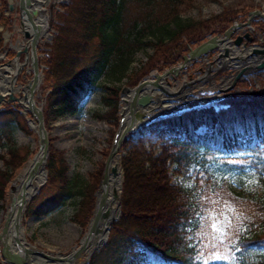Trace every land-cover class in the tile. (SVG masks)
I'll list each match as a JSON object with an SVG mask.
<instances>
[{"label":"trees","instance_id":"obj_1","mask_svg":"<svg viewBox=\"0 0 264 264\" xmlns=\"http://www.w3.org/2000/svg\"><path fill=\"white\" fill-rule=\"evenodd\" d=\"M76 1L81 6L68 0L57 4L52 25L56 30L52 36L45 35L51 42L43 40L38 50L46 125L77 114L80 104L100 88L107 75L119 70L124 77L137 52L150 47L153 54L151 66L138 69L133 85L142 70H146L144 76L150 70L164 71L182 63L192 48L223 34L246 16L228 9L204 21L184 19L185 1L188 8L195 0ZM6 9V0H0V25L12 31L13 18L4 15ZM61 13L68 18L62 25ZM253 22L264 26L257 19ZM2 46L0 32V50ZM93 46L91 56L83 61ZM118 92L114 88L109 94L112 100L102 99L111 110L98 119L118 123ZM238 98L230 95L228 100L238 102ZM259 99L264 97H249L247 102ZM18 112L14 104L0 111V146L7 148L11 158L17 151L13 132L20 126L18 117L22 119ZM220 113L213 108L191 110L138 131L140 137L149 134L153 137L149 140L155 139L160 147L147 139L134 143L126 138L123 147L128 151L120 159L124 170L121 216L89 264H264V201L241 195L227 183L218 184L205 170L188 188L172 181L173 175L186 177L190 165L205 154L230 156L248 151L264 160V105L228 118ZM201 127H205L203 133L198 132ZM262 163L252 159L248 164L259 168ZM46 167L51 197L38 205V198L33 199L25 217L49 216L78 193L82 200L70 221L85 228L95 202L90 187L70 181L61 159L55 167L54 158L48 157ZM2 181L5 184L8 175L0 181L1 202L5 197Z\"/></svg>","mask_w":264,"mask_h":264},{"label":"rangeland","instance_id":"obj_2","mask_svg":"<svg viewBox=\"0 0 264 264\" xmlns=\"http://www.w3.org/2000/svg\"><path fill=\"white\" fill-rule=\"evenodd\" d=\"M15 1L17 0H13V2ZM60 1L61 0H48V2L42 7L46 11V22L47 24H49V31H47V34L51 36L54 34V30H56V28H52V25L54 24L55 11L58 10L57 4ZM69 1L73 3L76 2L75 4H77L78 2L76 0H68V2ZM6 2L8 9H6L4 15L13 18L12 32L4 29V27L0 25L2 38L5 32H8L9 34L11 33L9 39L13 45L18 41L19 46H25L26 42L23 39L22 34L17 31L20 28L18 11L17 9H14L13 12H10V0H6ZM80 4L81 3L78 2V6H81ZM187 4L188 2L185 1V6L181 9L182 17L184 19L189 18L196 21L211 19L216 15H221L223 11L228 9L240 11V13L242 12V14L245 13L246 16L242 17L243 22H240L242 25H244V29H238L236 33L231 37V39H235L238 35H242L249 30H253L255 33H258L257 31H259V29L256 27L258 25L254 24V22L252 23V19L249 18L247 12L262 10V13H264V0H195L188 8H185ZM61 14L62 16L60 24L62 25L65 24V22H68V18L66 14ZM73 19L74 18H72V20ZM14 20H16V22H14ZM257 20L261 21L262 23L264 22V19L257 18ZM71 23L72 21L70 22V24ZM62 33L64 32L62 31ZM252 35L254 38V33ZM44 41H47L48 43L51 42L49 38L47 40L44 39ZM94 47L95 46L91 47V50L86 53V57L83 61H87L88 57L91 56ZM5 50H7V53H5ZM152 52V48L150 47L137 52L130 62V65L124 71V77L120 75L121 73L119 70H117L114 75H107L106 77H104L100 82V88L92 96H90L87 100L83 101L80 104L79 112L77 114H75L74 116H67L59 121L49 123L47 125L45 124L50 143L48 157L54 158L55 167L59 165V161L61 159L64 163L65 171L67 170L66 175L68 176L70 181L77 182L79 186H81V184L83 186V183L84 186H89L90 194H92V197L95 201V193L99 190V185L103 178L105 163L111 151L113 140L118 131L120 112L122 107H125V103L122 100H129L128 98H126L127 96H123V94H121L122 89H133L145 79L154 80V74L162 75L166 71H170L173 68L180 67V70L178 71L177 75L174 76V79H168L166 82L162 81L160 82V84L165 87L169 84L168 88H166L170 92L174 91L177 88L183 87L184 83L187 84V87L185 89L188 93L193 91V89H198L196 90L197 92L194 102H198V104H196L199 106L215 100L214 98L217 99L216 92L212 91L214 89L212 87L213 82L217 84L219 83V77H225L226 75H228L227 72H224L221 75L217 76L215 79H209L208 82L202 83L201 80H198V77L202 76V74L199 73V70H203L204 72V70L206 69V64L204 62L187 63L186 68L182 69V62L173 67L167 68L164 71L150 70L144 76H142L146 72V67L149 68V66H151L149 56L153 54ZM215 53L216 52H213L209 56H213ZM10 54H13L14 56L9 57ZM14 58V50L9 49L8 43L3 44L2 49L0 50V65L13 62ZM19 60L21 63L24 61L23 55H21ZM28 68L29 66H25L19 72L17 84L24 85L27 84V82L30 80V74L27 73ZM140 68L145 69L142 70L143 74L140 76V80L135 85H133L137 80L136 76L140 73L137 72ZM136 72L137 75L135 74ZM7 75L10 76L8 73ZM205 76L203 75L202 77ZM248 76L249 81H239L232 88V90H230L234 91L233 93H238V95H240L238 96V99L240 100L238 102L227 100L228 102H226L227 104H225L226 107L222 108L220 106V103H222L224 100L221 99L220 102L218 101L217 104L211 106L215 112H221L219 115L224 118H228L232 115L235 116L239 113H243L251 109L254 110V108H259L264 105V99L256 100V103L254 102V104H252V101L247 102V99L249 97L252 98L249 93H254V91H260L264 89V75L257 73L255 76L253 74ZM201 79L203 80V78ZM191 80H193L194 83H192ZM103 87L112 91L114 88H117L119 90V110L117 113L118 123L116 125H112L107 120H100L96 117L98 115H107V113L111 110V106H107L106 104H104L102 99L106 98L108 101L112 100V97L109 95L112 93V91L103 89ZM158 93L162 95V98L164 100L169 99L160 91H158ZM14 96L19 99L22 97V95L20 94H14ZM184 101L185 100L180 101L178 104L183 107L184 103H186ZM41 102L42 101H39L37 98V104L43 106V103ZM6 104H14L18 106V104H16L15 102H6L0 105V111L5 108ZM189 105H186L183 108L192 107L195 104L191 106ZM209 108L210 107H207L206 109ZM170 110L171 109L167 110V112ZM24 112L25 111L21 107H19L18 113L20 114L22 119L18 117L20 126H18L13 132V145L17 150L14 158L10 157L6 147L0 146V174H2L4 178L8 175V181L5 184L2 181L5 186L3 187L5 191V197L3 202L0 201V232L3 227L6 214L9 210L11 198L12 196H17L20 192V181H18L17 179L19 176H21L23 170L31 162L39 149L37 133L30 127L32 117L28 112H26L25 114ZM113 121L114 120L111 119V122ZM204 131L205 127H201L198 129L199 133H203ZM134 134L135 135H132V133H130V136H127L126 138L132 140L134 143H137L140 139H147L149 142H151L150 145L157 144V147H160L158 142L155 143V139L152 141L149 140V138L153 139V137L151 138L149 134L145 135L144 137H140V135H138V132ZM125 140L126 139H124V141ZM124 141L122 142L121 148L118 152L119 167L121 169V172L123 173L119 200L116 201L117 208L119 207L118 219L121 216V194L124 182V170L123 167H121L120 159H122L128 151V148L123 147ZM261 149L264 150V146H262ZM252 159L260 161V163L264 161L263 157H255L248 151H239L230 156H213L205 154L204 157H200V159L196 160L190 165L186 177H178L173 175L172 181L175 184L188 188L192 185L197 174L201 170H205L207 171L208 175L218 184L223 185L227 183L235 192L241 195L264 201V162L260 164L259 168H256L254 165L248 164ZM8 168L11 169L10 172H8ZM46 168L47 167L45 166L46 181L42 186H40L37 193L33 197V199L38 198V200L36 201L37 205L40 202H44L49 199L51 197L50 192H52L53 189L50 188V190L46 187L48 178V171ZM4 178L0 176V181ZM52 186H54V184H52ZM81 200L82 197L78 195V193H75L71 199L65 202L64 206H62L55 213L50 214L49 216L41 218L24 216L22 226L24 228L23 235L25 241L35 247L37 250H41L44 253H50L55 256H65L67 254H70L79 246V242L85 235L88 227V224L85 228H83L80 226V224L70 221L74 213L78 210V203ZM112 227L110 228V231ZM84 254L85 253H83L76 261H78L80 264H89L90 257H82ZM0 262L4 263L1 257ZM41 262H45L44 264H60L49 262L47 260H41ZM43 263L31 262V264Z\"/></svg>","mask_w":264,"mask_h":264},{"label":"water","instance_id":"obj_3","mask_svg":"<svg viewBox=\"0 0 264 264\" xmlns=\"http://www.w3.org/2000/svg\"><path fill=\"white\" fill-rule=\"evenodd\" d=\"M37 3V0H18L16 3L20 18V33L26 42V45L22 50L16 51V59L23 54L24 65L27 64L29 66V72L27 73L32 74L30 81L27 83L28 95L25 98L27 105L24 106L21 104L20 99L14 96V94H16L15 92L7 91L3 93L4 88L0 87V105L6 102H16L25 111L24 114L28 112L31 115L32 120L30 127L37 133L39 145L38 152L31 160V165L26 173V180L20 181L19 194L15 198H11L9 210L0 232V256L6 264H31V262L43 263L41 260L64 264L77 260L83 253L88 251L90 240L100 233V225L108 218L106 193H103L100 198H98L95 193L96 201L92 211V217L88 223L87 231L80 240L79 246L70 254L65 256H55L50 253H44L27 243L24 239L22 221L25 216L26 207L38 191L35 190L27 196L26 182L35 178L38 173H42L46 179L45 166L49 154V137L44 123L42 106L37 104V98L41 99L39 93L42 84L38 44L45 36L49 26L47 25V28L42 31V28L38 25V21L41 18L40 15H43L45 10L36 7ZM45 3L46 0L41 3V6ZM250 16L260 17L264 16V13H262L261 10H257L250 12ZM240 27H242V24H239V26L233 25L227 29L223 35L212 37L194 49H191L187 56L183 58L181 68L185 69L187 63L204 62L206 64V69L204 72L203 70H199V73H201L202 76H206L198 77V80H201L202 83L208 82L209 79H215L222 73L227 72L228 75L218 78L219 83L216 84L213 82L212 85L214 88L212 91L226 96L242 75L250 71H260L264 69V40L259 42V44H254V38L252 35L254 33L253 30H249L242 35H238L235 39H231ZM7 38L8 33L5 32L4 42H7ZM9 47L14 48L11 45H9ZM213 52L216 53L213 56H209ZM2 66L4 65H1V67ZM179 70L180 67H177L164 72L162 75L154 74V80L145 79L133 89H122L121 94L127 96L129 100H122L125 103V107H122L120 112L118 131L106 160L103 178L99 187L101 184L106 183L110 173L113 175L116 174L115 168H112L109 171L110 163L113 159H119L118 152L121 148L122 142L126 139L128 134L135 133L152 122L167 117L177 116L193 109L211 107L215 104L216 100L199 106L195 104L192 107L182 108L177 111L164 113L155 118H151L150 115H148V111L154 109L156 102L162 98V95L159 94L158 91L169 98L166 99L168 102L174 101L172 97L175 93L179 94L182 90L186 92V83H184L183 87L175 89V92L168 91L167 88L169 84L166 85L167 88L160 84L162 81L166 82L168 79H174V76L177 75ZM17 77L15 76L14 80ZM201 78H203V80ZM191 82L194 83L193 80H191ZM224 83H227V87L220 88L219 85ZM252 95L256 97L264 96V89L255 91ZM44 183L45 181L40 186ZM114 199L115 201H118L119 196H115ZM118 216L119 213H117L115 219L110 220V226L106 231L104 240L97 245V247L89 254L88 258L93 252H98L106 243L110 228L118 219Z\"/></svg>","mask_w":264,"mask_h":264},{"label":"bare ground","instance_id":"obj_4","mask_svg":"<svg viewBox=\"0 0 264 264\" xmlns=\"http://www.w3.org/2000/svg\"><path fill=\"white\" fill-rule=\"evenodd\" d=\"M37 2L38 3L36 5V7L41 9V3L45 2V0H37ZM40 17L41 18L38 21V25L42 28V31H43L47 27L46 12L43 15L41 14ZM9 38L10 37H8V41H10ZM14 48L16 51H19L22 49V46L16 45V46H14ZM25 66H28V65L27 64L24 65V63H21L19 59H14L13 62H9L2 67L0 66V87L4 88L3 93L9 91V92H15L16 94L22 95V97L20 98V102L24 106L27 105L25 98L28 95V87H27V84L26 85L17 84L16 79L18 78L17 76H18L19 72ZM27 72H29L28 69H27ZM7 73L10 76H8ZM15 76L17 78L14 80ZM219 87L225 88V87H227V83L220 84ZM196 90H198V89H196ZM196 90L193 89V91H191L190 93H188L187 90H185L186 92H184L182 90V92L180 91L181 93L179 92V94L175 93V95L172 97L174 101H171V102H168V101L163 100L161 98V100H158L156 102V104L154 105V109H151L148 111V115H150L151 118H155L161 114L166 113L167 110H169V109H173V108L181 106L178 103L180 101H183V100H185L184 102H186L184 104H189V103L194 102L196 92H197ZM175 91H173V92H175ZM30 165H31V162L23 170L21 176L18 177V179H17L18 181L26 180V173H27ZM112 168L116 169V174L113 175L110 173L108 175V179H107L106 183L101 184V186L99 187V190L96 192L98 198H100L103 193H106V203H107L106 206H107V211H108V218L100 225V230H101L100 233H98V235L94 236L90 240L89 245H88V251L82 257L87 258V256H89V254L97 247V245H99L104 240V237L106 235V231H107L108 227L110 226V220L115 219L117 216L118 208H117V202L115 201L114 197L119 196V194H120V188L122 185V174L123 173L121 172V169L119 167V162L117 159H113L111 161L109 171ZM44 181H46V179L44 178V175L42 173L36 174L35 178L26 182V195L29 196L35 190H38L40 188V185ZM15 197L16 196H12V198H15ZM66 264H80V263L78 261L74 260V261H72L70 263H66ZM82 264H84V263H82Z\"/></svg>","mask_w":264,"mask_h":264},{"label":"flooded vegetation","instance_id":"obj_5","mask_svg":"<svg viewBox=\"0 0 264 264\" xmlns=\"http://www.w3.org/2000/svg\"><path fill=\"white\" fill-rule=\"evenodd\" d=\"M261 19H264V18L261 17ZM256 27L259 29V31H257L258 33H256V35H255L256 40H259L260 39V41H261L262 39H264V27L263 26H260V25H258ZM255 37H254V39H255Z\"/></svg>","mask_w":264,"mask_h":264}]
</instances>
